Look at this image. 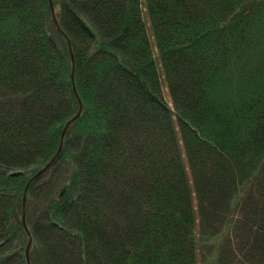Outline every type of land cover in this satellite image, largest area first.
Returning a JSON list of instances; mask_svg holds the SVG:
<instances>
[{"label":"trees","instance_id":"16d2710c","mask_svg":"<svg viewBox=\"0 0 264 264\" xmlns=\"http://www.w3.org/2000/svg\"><path fill=\"white\" fill-rule=\"evenodd\" d=\"M52 3L0 0V264L76 93L30 264H264V0Z\"/></svg>","mask_w":264,"mask_h":264},{"label":"water","instance_id":"95a60500","mask_svg":"<svg viewBox=\"0 0 264 264\" xmlns=\"http://www.w3.org/2000/svg\"><path fill=\"white\" fill-rule=\"evenodd\" d=\"M49 4H50V7H51V12H52V18H53V21H54L56 27L59 28V25H58L57 19H56V17H55V12H54V7H53L52 0H49ZM69 55H70V59H71V62H72L71 79H72V83H73V89H74V91H75V93H76L75 84H74V55H73L72 49H71V47H70V42H69ZM76 97H77V99H78V103H79L78 110H77L76 114H75L71 119H69V120L66 122V124L64 125V127H63V129H62V132H61L60 142H59V146H58V149H57L56 153L53 155V157L50 159V161H49V162H48V163H47L42 169H40V170H39V171H38V172H37V173H36V174L30 179V181H31L33 178H35V177L41 175L42 173H44L45 171H47V170L52 166V164L54 163V161L56 160V158L58 157V155L60 154V152H61V150H62V146H63L64 136H65V134H66V132H67V129H68L69 125H70L73 121H75V120L81 115V113H82V109H83V107H82V103H81V101H80V99H79L77 93H76ZM71 175H72V173L70 172V173L66 176V178H65V182H64L63 186L61 187V189H60V191H59V193H58V198H59V199H62V198L65 196V194H66V192H67V190H68V187H69V185H70ZM30 181H28L27 186H26V188H25V191H26V189H27L28 184H29ZM25 191H24L23 201H22V215H21V220H22V223H23L24 228L26 229V231H27V233H28V235H29L28 243H27V245H26V249H25V254H26L27 262H28V264H30L29 251H30V247H31V243H32V237H31L30 232H29V230H28V228H27V225H26V218H25V199H26V195H25Z\"/></svg>","mask_w":264,"mask_h":264},{"label":"rangeland","instance_id":"374dc122","mask_svg":"<svg viewBox=\"0 0 264 264\" xmlns=\"http://www.w3.org/2000/svg\"><path fill=\"white\" fill-rule=\"evenodd\" d=\"M149 34H150V37H151V32L149 31ZM162 80V83H163V94H164V96H165V99H166V101H168V103L171 105V102H170V97H169V93H168V90H167V87H166V84L164 83V81H163V79H161ZM208 253V252H207ZM204 256H201L200 257V254L198 255V264H211V262H209L208 261V257L207 258H205L204 260H205V262H204ZM204 262V263H203Z\"/></svg>","mask_w":264,"mask_h":264}]
</instances>
